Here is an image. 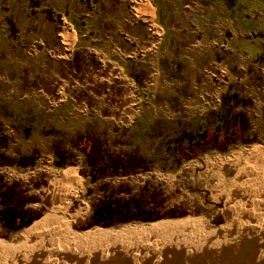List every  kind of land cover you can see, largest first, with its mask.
<instances>
[{
  "label": "rangeland",
  "instance_id": "374dc122",
  "mask_svg": "<svg viewBox=\"0 0 264 264\" xmlns=\"http://www.w3.org/2000/svg\"><path fill=\"white\" fill-rule=\"evenodd\" d=\"M187 2V0H85V2L81 0V6H85L82 9L89 14L77 18L76 21L78 25H82L81 31L86 38H97L100 35L97 31L104 30L110 41L113 36L119 35L123 40L130 42L132 48L130 51H120L107 43L100 44L101 41L94 43L95 45L98 43L100 47L83 42L63 56L61 46L43 43L44 46H41L36 44L39 41L33 42L28 48L32 53L30 59L36 60L40 55H44L43 61L46 64L44 74L53 84L51 90L55 86L56 92L57 87L65 83L72 91L67 97L53 98L51 94L55 92L44 94L39 92L40 90L32 92L29 88L15 90L12 79L15 70L12 63L3 60L7 57L8 48L1 42L0 106L13 111V115H4L0 112L2 131L9 138L8 149L5 152L11 157L30 154L36 158L31 168H0V183L18 182L19 186L17 190H5L4 185L0 186V212L3 210L8 217V221L4 223L1 222L3 218H0V243L2 242L7 251L10 250L14 252L13 254L23 253L20 250L25 249L21 238L23 232L39 223L49 221H63L71 234L80 236L87 232L107 233L123 228L173 225L187 220H201L205 228L192 229L187 236L179 234L182 237L180 241L187 240L189 244L185 247L190 248L195 246L193 243L198 246L200 241L220 247L219 239L206 240L202 237H211L228 229V227L220 229L225 224L223 209L228 199L226 194L235 185L234 179L240 169L248 167L245 156L238 159L237 154H246L254 146L264 150V93L261 88L264 86V80L260 74L264 69L260 66L259 70H256L259 77L253 81L254 89L249 92L250 95L247 90L241 88L246 84L251 86L248 82L241 83L239 88L241 95L246 96L251 103L248 108L249 136L257 138L258 142L251 145L235 144L230 146L225 154L209 152L170 170L169 166L174 163V159L170 156V159L165 161V158L173 153L156 149L160 140L152 139V135H145L144 138L141 136L148 134L151 127L161 120L175 123L185 121L184 119L196 121L214 110L217 105L220 106L223 96L233 86L232 83L228 85L231 80L226 77L223 78L224 83L210 80L206 71L213 65H209L202 70L203 82L195 78L194 81L200 85L196 84L197 86L193 88L192 78H188L190 71L187 70L185 63L188 61L185 58V48L190 39L189 32L185 30V20L190 17L189 11L184 7ZM26 3L32 4L34 15L41 12L51 18L52 23H61L60 15L54 12L53 0L47 5L43 4V0H26ZM5 5L14 6L13 3ZM186 10L187 12H184ZM63 17L68 19L67 16ZM138 23L142 32L134 38L130 32ZM150 24L156 28L157 40H153L154 37L148 30ZM69 43L72 45L71 41ZM68 48L71 46L68 45ZM201 50L199 51L201 54H207ZM94 51L105 55L107 60L117 62L125 73L127 59L134 61V67L137 65L141 69L144 67L146 77L139 87L142 94V110L135 124L119 126L107 120L106 118L111 115L117 117V112L110 115L107 108L101 109V115H93V112L90 114L93 105L84 101V89L79 93L75 92L73 88L75 82L83 86L101 70V64L95 59ZM34 64L28 63L25 70L32 71L39 66ZM211 71L215 70L211 68ZM37 82L38 79L35 82L36 86ZM60 98H63L62 103L54 108H50L46 103V100L50 102V99ZM193 105L196 108L190 109ZM245 110L247 112V108ZM238 111H241L240 108ZM161 125L164 129L169 127L168 123L163 122ZM43 129H49L50 132L53 129L58 130L61 136L45 137L41 134ZM83 133L88 134L90 138L100 139L99 141L114 154L133 153L132 150L137 148V155L141 157L154 156L157 151L161 155L148 172L126 177H107L105 173L95 170L87 160L86 155L91 152H88L89 148L84 154L73 149L67 142L68 136ZM129 139L133 142L132 146L127 143ZM58 147L68 150L74 156L72 164L62 168L55 165L54 154ZM64 174H71L72 178L71 183L63 189L57 182V177ZM59 195L61 199L58 198ZM2 202H12L14 207L11 209V205L4 206ZM127 202L132 207L135 205L140 207L141 210L132 211L133 214L147 213L157 220L105 227L104 225L111 221L109 217L97 216L95 219L103 207L110 206L109 208L114 210V206L125 205ZM7 208L9 211H6ZM11 217H15L14 222ZM97 220L104 224L95 225ZM28 222L29 225L23 230L14 231L21 224ZM7 223L11 225L7 226ZM180 229L179 227L178 230ZM124 242L125 240L120 239L111 246L107 242L84 244L75 248L105 254L110 252L109 248L113 251L122 248ZM141 246L142 244L139 245ZM127 248L133 251H146L144 250L146 246L141 249L136 244ZM11 256L9 252L7 257L11 259Z\"/></svg>",
  "mask_w": 264,
  "mask_h": 264
},
{
  "label": "crops",
  "instance_id": "0c3cea01",
  "mask_svg": "<svg viewBox=\"0 0 264 264\" xmlns=\"http://www.w3.org/2000/svg\"><path fill=\"white\" fill-rule=\"evenodd\" d=\"M49 1L43 0V4L47 5ZM53 1L55 3L54 12L56 15H60L61 23H52L51 18L41 12L34 15L32 4H27L26 0H0V47L2 46L1 42H4V47L8 48L7 57L3 60L13 64L15 74L12 79L17 91L29 88L32 92L40 90L39 92L44 94L55 92V86L51 90L53 84L44 74L46 68L43 61L44 55H40L36 60L30 59L32 53L28 48L33 42L39 41L44 45L52 46L56 44L61 48H63V42L67 46H71L69 48L71 51L75 50V47H78L80 43L85 42L94 46V43H99V41H101L100 44L107 43L120 51H130L132 48L130 42L123 40L119 35L113 36L110 41L104 30L97 31L100 34L97 38H86L84 32L81 31L82 25H78L76 21L77 18L89 14L82 9L84 5L81 6V0ZM82 1L85 2V0ZM187 1L184 7L189 11L190 17L185 20V30L189 32L190 39L185 48V58L188 60L185 63H187V70L190 71L188 78H192L193 88L198 84L194 81L195 78L203 82V68L213 65L211 68L215 71H211V68L206 71L210 80L224 83L223 78L226 77L231 80L228 85L232 83L235 86V91L238 88L237 92L240 94L241 83L248 82L251 86L246 84L244 88H241L247 90L249 94L254 89L253 81L259 77L256 70H259L260 66L264 69V0ZM10 3H13L14 6L5 5H10ZM63 16H67L68 19H64ZM139 32H142V29L138 23L134 25L130 33L136 38L140 34ZM70 41L72 45L69 43ZM119 42L128 44L130 50L122 49ZM98 43L95 46L99 45ZM201 49L207 54H201L199 52L202 51ZM212 49L213 52H211ZM94 55L97 62L101 64V70L83 86L75 82V86H73L75 92L79 93L81 89H84V101L93 105L90 108V114L93 112V115H101V109L107 108L110 115L117 112V117L111 115L106 118L107 120L119 126L135 124L142 110V94L139 88L140 84L128 75L127 64L133 60L126 58L125 73L122 66L117 62L107 60V57L102 53L94 51ZM30 62L39 66L32 71H26V66ZM223 72L225 73L222 74ZM260 74L264 80V71H260ZM144 78L142 82L145 80ZM37 79V86L40 89L35 85ZM261 88L264 93V86ZM221 92L223 91L221 90ZM68 94H72V91L64 83L58 86L56 92L51 95L56 98L58 96L67 97ZM46 95L48 96V94ZM46 103L48 105L47 100ZM194 108L196 107L193 105V108L190 109Z\"/></svg>",
  "mask_w": 264,
  "mask_h": 264
},
{
  "label": "bare ground",
  "instance_id": "6f19581e",
  "mask_svg": "<svg viewBox=\"0 0 264 264\" xmlns=\"http://www.w3.org/2000/svg\"><path fill=\"white\" fill-rule=\"evenodd\" d=\"M241 156H245L248 167L240 169L234 179L235 185L226 194L228 199L223 209L226 225L220 229H228L211 237H202L219 239L220 247L200 241L198 246L193 243L195 246L190 248L185 247L189 244L187 240L180 241L181 235H189L192 229L205 228L201 220L123 228L107 233L87 232L80 236L71 234L63 221H49L23 232L21 238L25 249H20L23 253L13 254L1 242L0 264H264V168H261L264 167V150L254 146L246 154L239 153L236 157ZM71 178V174H64L57 177V182L64 189L71 183ZM120 239L125 240V245L118 251L109 248L110 252L104 255L75 248L107 242L111 246ZM132 244L141 249L146 246V251L127 248ZM9 252L11 259L7 257Z\"/></svg>",
  "mask_w": 264,
  "mask_h": 264
},
{
  "label": "trees",
  "instance_id": "16d2710c",
  "mask_svg": "<svg viewBox=\"0 0 264 264\" xmlns=\"http://www.w3.org/2000/svg\"><path fill=\"white\" fill-rule=\"evenodd\" d=\"M119 46L122 49L130 50V46L128 44H123V42H119ZM134 64V61H129L127 64L128 75L132 77L135 82L140 84L142 79L146 76L144 67L142 69L138 65L134 67ZM237 91L238 89L235 91V86L230 87L223 96V99L221 98L222 101L219 108L209 111L196 121L184 119L185 121L175 123L161 120V122L159 121L155 126L151 127L148 134H143L141 137L144 138L145 135H152V139L160 140L156 149L159 151L163 149L165 153H173L168 154L165 158V161H168L170 156L174 159V163L169 166L170 170L180 167L183 162L196 159L209 152L225 154L228 148L235 144L251 145L257 143V138L254 139L249 136L250 113L248 112V108L251 103L248 102L246 96H242ZM239 108L241 111H238ZM246 108L247 112L245 110ZM0 112L4 115H13V111L5 106H0ZM163 122L169 124L168 129L162 127L161 124ZM41 134L45 137L61 136L58 134V130L55 129H53L52 132H50L49 129H43ZM140 135L141 134H138V136ZM134 138L137 139V137ZM246 138H248V140H246ZM99 140L100 139L90 138L86 133L67 137V142L73 149L86 154V149L89 148L88 152H91L86 155L87 160L90 161L95 170L105 173L104 175L107 177H126L148 172L152 168L153 163L158 161L159 155H161L157 151V154L154 156L141 157L137 155V148L132 150L133 153L124 152L123 154H114V152H110L107 146L103 145ZM8 142L9 138L4 135L2 125H0V167L31 168L36 158L30 154L14 157L7 156L5 150L8 149ZM127 143L129 146L133 145L131 139H129ZM54 156L55 165L59 168L72 164V160H74V156H72L68 150L59 147L55 149ZM1 185H4L5 190H17V187H19L15 182L11 184L0 183V186ZM11 203L12 202H2V205H11L12 209L14 205ZM109 207L110 206H108V208L103 207L95 217V219L97 216L109 217L111 221H109L107 225H104L105 227L128 222L137 221L147 223L157 220L156 218L148 216L149 214L147 213H142L140 215L133 214L132 211L138 212L141 209L138 205L132 207L129 202L125 203V205L119 204L114 206V210H111ZM6 211H9L8 208ZM0 218H3V220H1L3 223L8 221V217H6L3 210L0 212ZM14 218L15 217H11L10 219L13 221ZM101 223L104 224V222L97 220L95 225H102ZM9 225L11 224L7 223V226ZM28 225L29 222L23 225L21 224L14 231L23 230Z\"/></svg>",
  "mask_w": 264,
  "mask_h": 264
},
{
  "label": "built area",
  "instance_id": "2783aa9c",
  "mask_svg": "<svg viewBox=\"0 0 264 264\" xmlns=\"http://www.w3.org/2000/svg\"><path fill=\"white\" fill-rule=\"evenodd\" d=\"M150 28L148 29L151 33H152V36L154 37V39L153 40H157V34H156V28L154 27V25L153 24H150V26H149ZM37 45H41V46H44L41 42H37L36 43ZM62 45H63V53H62V55L63 56H65V54H68V53H70V49L68 48V46L66 45V44H64L63 42H62ZM51 51H53V50H51ZM54 52V51H53ZM225 72H223L222 74H224ZM62 99L63 98H60V99H50L51 101L49 102L48 101V105H49V107L50 108H54L55 106H57V105H59V104H61L62 103ZM218 106L219 105H217V107L214 109V110H216L217 108H218Z\"/></svg>",
  "mask_w": 264,
  "mask_h": 264
}]
</instances>
